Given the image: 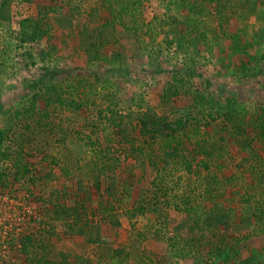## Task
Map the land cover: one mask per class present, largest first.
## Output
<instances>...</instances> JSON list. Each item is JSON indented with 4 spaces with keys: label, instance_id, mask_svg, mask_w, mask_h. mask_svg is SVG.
<instances>
[{
    "label": "rangeland",
    "instance_id": "rangeland-1",
    "mask_svg": "<svg viewBox=\"0 0 264 264\" xmlns=\"http://www.w3.org/2000/svg\"><path fill=\"white\" fill-rule=\"evenodd\" d=\"M0 172V264H264V0H0Z\"/></svg>",
    "mask_w": 264,
    "mask_h": 264
},
{
    "label": "trees",
    "instance_id": "trees-1",
    "mask_svg": "<svg viewBox=\"0 0 264 264\" xmlns=\"http://www.w3.org/2000/svg\"><path fill=\"white\" fill-rule=\"evenodd\" d=\"M173 136H174V135H173ZM179 136H180V135H179ZM179 136L175 137V139L177 140ZM171 137H172V136H171ZM172 138H173V137H172ZM1 174H2V172H0V178H3Z\"/></svg>",
    "mask_w": 264,
    "mask_h": 264
}]
</instances>
